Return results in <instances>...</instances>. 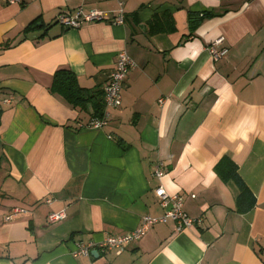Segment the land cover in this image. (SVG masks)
<instances>
[{"label": "crops", "instance_id": "1", "mask_svg": "<svg viewBox=\"0 0 264 264\" xmlns=\"http://www.w3.org/2000/svg\"><path fill=\"white\" fill-rule=\"evenodd\" d=\"M78 10L102 19L56 21ZM122 50L121 104L90 127ZM59 68L85 101L52 88ZM158 186L199 221L72 255L162 215ZM0 264H264V0H0Z\"/></svg>", "mask_w": 264, "mask_h": 264}, {"label": "built area", "instance_id": "2", "mask_svg": "<svg viewBox=\"0 0 264 264\" xmlns=\"http://www.w3.org/2000/svg\"><path fill=\"white\" fill-rule=\"evenodd\" d=\"M14 1V0H9ZM102 19V15L97 10H90L86 13H81L78 10L75 14H69L66 12H60L56 21L63 27H78L84 22L99 21ZM124 21L123 11L120 8L113 18L114 23L121 24ZM206 51L213 60L223 58L227 54V46L224 44V37L218 36L213 39L206 47ZM133 62L128 54L122 50L116 55V60L108 75L107 81L103 85V101L108 107H118L121 104V90L125 82L128 71L132 68ZM109 118V113L104 110L101 118H95L89 123L90 127L100 128ZM164 173L162 162L157 161L153 166V175L157 178H161ZM159 204L165 208L164 212L160 216L144 215L141 218L140 224L134 229L120 235H110L105 237L98 243H76L75 249L71 252L72 255L90 256L91 250L97 249L100 252H104L109 249H115L117 252L124 250L126 245L133 240L139 239L144 235L150 226L155 223H165L167 221H173L175 223V230H180L184 227L192 225L194 222H198L199 219L189 217L185 214L182 207V199L177 194L167 193L162 186H158L155 190ZM15 212L17 208L13 209ZM63 216L61 211H51L47 215V221L53 222L60 219ZM11 216H6V219H10Z\"/></svg>", "mask_w": 264, "mask_h": 264}, {"label": "trees", "instance_id": "3", "mask_svg": "<svg viewBox=\"0 0 264 264\" xmlns=\"http://www.w3.org/2000/svg\"><path fill=\"white\" fill-rule=\"evenodd\" d=\"M193 15V13H190V18ZM206 15H209V12H203L200 16H195V19H199ZM52 88L59 90L67 99L74 101H85L86 98L84 97V94H87L86 92H88L86 88H83L78 84L74 74L68 68H59L54 72ZM94 97H96L95 93L93 95L88 93V98L93 100ZM92 103L93 115L96 118H101L104 106L103 98L96 102L93 100ZM84 104L85 103H83V105Z\"/></svg>", "mask_w": 264, "mask_h": 264}, {"label": "water", "instance_id": "4", "mask_svg": "<svg viewBox=\"0 0 264 264\" xmlns=\"http://www.w3.org/2000/svg\"><path fill=\"white\" fill-rule=\"evenodd\" d=\"M91 255L94 257H97L99 255V253L96 249H93V250H91Z\"/></svg>", "mask_w": 264, "mask_h": 264}]
</instances>
